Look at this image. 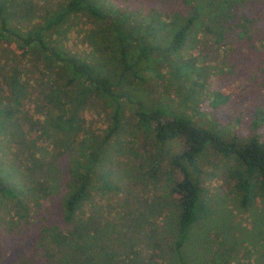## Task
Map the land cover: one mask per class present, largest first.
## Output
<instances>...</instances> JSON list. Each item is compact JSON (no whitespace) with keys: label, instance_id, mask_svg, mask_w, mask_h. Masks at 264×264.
<instances>
[{"label":"trees","instance_id":"1","mask_svg":"<svg viewBox=\"0 0 264 264\" xmlns=\"http://www.w3.org/2000/svg\"><path fill=\"white\" fill-rule=\"evenodd\" d=\"M240 4L0 0V264H162L171 221L168 250L178 252L199 219L198 158L212 135L181 118L161 119L156 98L193 90L187 76L198 68L181 51L218 49L224 31L251 22ZM140 87L152 100L131 95ZM124 136L136 150L160 148L132 152L128 172L121 175L116 164L115 178L104 180L110 139ZM174 142L178 151L164 149ZM11 143L19 148L9 157ZM238 144L214 147L231 155L244 177L230 180L245 208L264 199V143ZM163 188L171 200L165 207L155 203ZM158 207L164 214L154 227Z\"/></svg>","mask_w":264,"mask_h":264},{"label":"rangeland","instance_id":"2","mask_svg":"<svg viewBox=\"0 0 264 264\" xmlns=\"http://www.w3.org/2000/svg\"><path fill=\"white\" fill-rule=\"evenodd\" d=\"M240 3V14L251 19L249 24L239 25L230 32L224 31L216 42L218 49L210 44H196L181 51L182 57L190 58L193 69L195 66L198 68L197 73L192 71L187 76L193 90L189 89L184 94L179 92L175 97L170 93V97L156 98L155 105L161 109V119L181 118L212 135V142L205 143L198 158L201 167L197 176L200 187L197 200L199 219L190 226L186 241L178 252L168 250L172 248L173 240L171 230L174 221L170 222L161 245L162 264H264V199L255 197L245 208L241 207L243 192L239 193L238 188L232 189L234 182L230 179L234 176L236 180L243 181L244 177L239 178L235 172L232 156L218 152L214 147L218 143L228 147L235 144L238 148V142L254 138L256 142L264 143V0H240ZM72 48L77 52L83 50L81 46ZM145 82L142 87L153 90V82ZM172 86L176 87L175 84ZM146 92L140 87L134 89L131 95L149 101ZM197 92L200 93L198 103L192 96ZM215 93L217 97L213 99L211 95ZM122 138L110 139L112 155L103 162L100 173L104 180L109 175L111 181L115 178L116 164L123 166L124 170L119 173L125 175L132 165V152L140 154L145 149L154 152L160 148L148 147L149 144L136 150L131 136ZM10 145L12 149L6 153L9 157L19 148L13 143ZM168 148L164 149L173 153L181 147L174 142ZM18 153L23 154V148ZM165 169L169 170L168 166ZM255 185L258 186L253 183L250 187L251 193L257 190ZM131 189L136 197L139 186ZM168 189L157 190L155 203L159 206H169ZM233 191L239 193L237 198ZM145 196L138 197V201H143ZM123 197L121 194L117 199ZM164 207H158V213L151 217L154 227L157 223L162 224L160 219ZM134 209L137 211V207Z\"/></svg>","mask_w":264,"mask_h":264}]
</instances>
